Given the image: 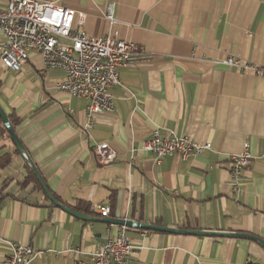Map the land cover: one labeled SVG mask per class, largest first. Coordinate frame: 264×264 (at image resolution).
<instances>
[{
    "label": "crops",
    "instance_id": "0c3cea01",
    "mask_svg": "<svg viewBox=\"0 0 264 264\" xmlns=\"http://www.w3.org/2000/svg\"><path fill=\"white\" fill-rule=\"evenodd\" d=\"M40 1L75 9L77 27L97 37L109 32L104 13L114 3L120 36L137 48L111 89L115 111L87 130L88 101L57 88L64 70L47 67L39 52L20 70L0 60V106L20 119L14 130L28 159L56 199L94 218L55 206L33 181L23 186L30 163L4 132L0 161L6 153L10 160L0 165V264L8 241L31 244V264H93V252L120 226L100 220L107 217L264 239V75L218 62L232 54L264 68V0ZM7 3L0 0V9ZM157 127L212 148L158 162L142 149ZM246 142L252 159L234 180L230 156ZM101 143L116 149L112 163L98 162ZM127 233L131 264H264V246L251 238Z\"/></svg>",
    "mask_w": 264,
    "mask_h": 264
},
{
    "label": "built area",
    "instance_id": "2783aa9c",
    "mask_svg": "<svg viewBox=\"0 0 264 264\" xmlns=\"http://www.w3.org/2000/svg\"><path fill=\"white\" fill-rule=\"evenodd\" d=\"M7 8L0 9V60L10 69L20 70L32 52H39L49 68L65 71V79L57 88L72 97L84 98L87 104V122L84 129L93 126L99 115L115 111L112 87L121 84L119 69L129 64L136 54V43L120 36L115 17V5L110 3L104 17L110 24L104 36H93L76 25L75 9L55 2L40 0H7ZM83 15L79 14L81 18ZM218 62L238 70H254L264 75V68L248 63L232 54ZM211 142H199L188 135L174 132L161 134L160 127L143 141L142 149L151 151L159 162L164 155H176L187 159L211 149ZM100 164L115 161L117 151L109 143L95 147ZM26 156V155H25ZM252 159L249 144L230 156V174L238 180ZM102 216H108L111 208L98 205ZM128 227L120 225L115 236L108 239L92 254L93 264H131L135 250ZM9 252L1 264H31L36 251L31 244L8 241Z\"/></svg>",
    "mask_w": 264,
    "mask_h": 264
},
{
    "label": "water",
    "instance_id": "95a60500",
    "mask_svg": "<svg viewBox=\"0 0 264 264\" xmlns=\"http://www.w3.org/2000/svg\"><path fill=\"white\" fill-rule=\"evenodd\" d=\"M0 116L2 118V121L4 123V125L6 126V128L8 129L10 135H11V139L13 141V143L15 144L17 150L22 153V155L28 160V162L30 163L31 167L34 170V173L39 181V183L41 184L45 194L47 195V197L52 201V203L63 209L64 211L78 217L84 220H94V218H92L91 216H88L86 214L80 213L78 211H76L73 208H70L66 205H64L63 203H61L58 199H56V197L52 194V192L49 190L48 186L46 185L44 179L42 178V176L40 175L39 171L37 170V168L35 167V165L28 159L25 151H24V147L16 133V131L14 130V128L11 126L10 121L8 119V116L6 115L5 111L2 109V107L0 106ZM26 155V156H25ZM103 222L109 223V224H115V225H125L128 228H132V227H136V228H142V229H150V230H157V231H165V232H184V233H190V234H196V235H227V236H232V237H246V238H251V239H255L256 241L260 242L263 246H264V240H262L259 237H256L254 235H250V234H245V233H237V232H216V231H202V230H180V229H176L174 227H167V226H160V225H155V224H149V223H142V222H137L131 219H123V218H112V217H107V218H103L100 219Z\"/></svg>",
    "mask_w": 264,
    "mask_h": 264
},
{
    "label": "trees",
    "instance_id": "16d2710c",
    "mask_svg": "<svg viewBox=\"0 0 264 264\" xmlns=\"http://www.w3.org/2000/svg\"><path fill=\"white\" fill-rule=\"evenodd\" d=\"M8 119L10 121V124L11 126L15 129L16 125L20 122V119L15 115V114H10L8 115ZM7 133V135L11 138V135L8 131V129L6 128V126L4 125L3 121H2V118L0 116V136L3 134V133ZM2 161H0V165H5L7 163H9V160H10V157H9V154L6 153L4 154L2 157H1ZM31 181H33L37 187H39L40 189H43L41 184L39 183L35 173H34V170L33 168L30 166H28V175L23 183V186H26L28 183H30ZM79 207V206H78ZM77 207V208H78ZM79 209V208H78ZM262 239V238H261ZM264 240V239H262ZM246 264H260V263H257V262H248Z\"/></svg>",
    "mask_w": 264,
    "mask_h": 264
}]
</instances>
